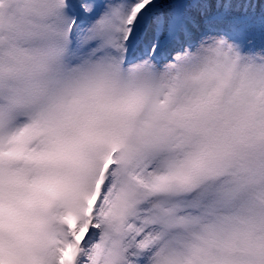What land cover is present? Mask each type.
<instances>
[{"label":"snow or ice","instance_id":"6c2138e0","mask_svg":"<svg viewBox=\"0 0 264 264\" xmlns=\"http://www.w3.org/2000/svg\"><path fill=\"white\" fill-rule=\"evenodd\" d=\"M18 2L0 0V161L34 141L92 154L63 227L40 251L0 244V264H264V131L197 147L217 101L181 103L172 82L208 51L243 59L256 78L227 103L264 129V0H29L23 19ZM137 117L151 131L116 159L108 123Z\"/></svg>","mask_w":264,"mask_h":264},{"label":"clouds","instance_id":"9594fccd","mask_svg":"<svg viewBox=\"0 0 264 264\" xmlns=\"http://www.w3.org/2000/svg\"><path fill=\"white\" fill-rule=\"evenodd\" d=\"M31 6L29 0L16 3L17 18L23 19ZM256 75L257 70L243 59L225 60L213 51L177 70L172 82L179 102L188 104L201 98V89H207L217 101L213 113L200 121V130L194 134L197 147L239 151L264 131L257 127L258 106L248 111L227 103L230 95L239 98L246 94L248 82ZM108 127L121 142L112 153L116 159L123 145H139L151 131L142 117L127 123L110 121ZM91 154L92 148L85 147L70 158L59 157L55 144L34 141L21 158L0 161V244L20 253L43 250L53 232L63 227L57 219L63 211L61 202L78 190Z\"/></svg>","mask_w":264,"mask_h":264}]
</instances>
